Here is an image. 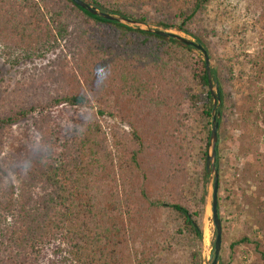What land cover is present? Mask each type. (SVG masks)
I'll return each instance as SVG.
<instances>
[{"label":"trees","instance_id":"16d2710c","mask_svg":"<svg viewBox=\"0 0 264 264\" xmlns=\"http://www.w3.org/2000/svg\"><path fill=\"white\" fill-rule=\"evenodd\" d=\"M84 1L184 33L220 59L219 32L204 23L212 0ZM0 47L16 70L9 84L0 78V163L15 178L0 175V264H205L207 192L185 196L183 157L166 135L212 118L196 50L71 0H0ZM219 62L221 112L234 67ZM164 208L173 231L139 252L148 215Z\"/></svg>","mask_w":264,"mask_h":264},{"label":"rangeland","instance_id":"374dc122","mask_svg":"<svg viewBox=\"0 0 264 264\" xmlns=\"http://www.w3.org/2000/svg\"><path fill=\"white\" fill-rule=\"evenodd\" d=\"M204 23L219 32L222 40L218 42L217 55H220L223 65L234 67L229 100L221 109L219 119L216 165L219 167L221 185L219 212L223 226V246L218 264H264V214L260 211L262 206L264 209V0H212ZM150 25L159 28L155 24ZM180 34L196 41L191 36ZM197 53L203 59L202 54ZM209 55L212 70L219 73L220 59ZM2 77L7 85L16 78V70L2 56L0 47ZM216 82L213 78L214 87ZM221 106L222 102L219 111ZM212 121L213 116L209 121L210 130ZM185 124L190 128L170 129L166 135L175 143L173 151L179 152L174 155L183 157L182 164L187 177L186 183L182 185L185 196L191 197L194 193L196 198H200L207 192L202 226L204 232L206 224L209 225L210 240L207 244L203 241L202 249L205 264H208L216 231L211 213V180L208 179L206 184L202 180L206 160H203L204 146L198 137L202 126L207 127L209 124L195 121H186ZM123 126L128 129L126 124ZM0 175L7 182L15 183L12 173L1 163ZM171 222L167 208L148 215L136 249L141 252L149 245L158 246L164 241V232L173 231ZM245 237L252 243L238 244L233 252L230 244ZM185 249V245L177 247L179 256Z\"/></svg>","mask_w":264,"mask_h":264},{"label":"water","instance_id":"95a60500","mask_svg":"<svg viewBox=\"0 0 264 264\" xmlns=\"http://www.w3.org/2000/svg\"><path fill=\"white\" fill-rule=\"evenodd\" d=\"M71 1L77 6L87 10L91 14L100 16L105 20L122 23L131 26L133 28H137L161 37L173 38L187 46L193 47L196 50V52L202 54L203 59L205 61L208 82H209V89L213 97V106H214L212 112L213 121H212L211 134L209 138V149L206 158V172L207 175L209 176V179L211 180V188H212L211 213H212L213 224L216 231V238L214 241V249L212 251L208 264H218L223 246V226L219 214V171L216 165L217 148L219 141L218 132L220 127L219 119L221 117L219 106L221 105L222 99H221L219 83L216 82L215 87L213 85L211 58L208 51L201 44L181 35L179 32L154 28L150 24L138 22L136 20H131L124 16L103 12L97 7L88 4L84 0H71Z\"/></svg>","mask_w":264,"mask_h":264},{"label":"bare ground","instance_id":"6f19581e","mask_svg":"<svg viewBox=\"0 0 264 264\" xmlns=\"http://www.w3.org/2000/svg\"><path fill=\"white\" fill-rule=\"evenodd\" d=\"M207 212L209 214V212H210L209 209ZM209 240H210V229H209V225L206 224V226L204 227V241L207 244L209 242Z\"/></svg>","mask_w":264,"mask_h":264}]
</instances>
